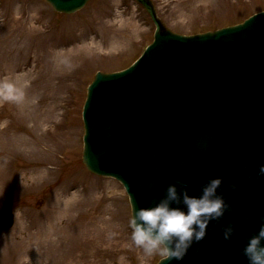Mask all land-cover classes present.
Returning a JSON list of instances; mask_svg holds the SVG:
<instances>
[{"label": "rangeland", "instance_id": "374dc122", "mask_svg": "<svg viewBox=\"0 0 264 264\" xmlns=\"http://www.w3.org/2000/svg\"><path fill=\"white\" fill-rule=\"evenodd\" d=\"M152 1L183 35L264 10V0ZM148 17L133 0H91L72 15L44 0H0V211L15 213L12 229L0 227V264H142L123 186L83 165L81 113L97 71L129 67L152 42Z\"/></svg>", "mask_w": 264, "mask_h": 264}, {"label": "water", "instance_id": "95a60500", "mask_svg": "<svg viewBox=\"0 0 264 264\" xmlns=\"http://www.w3.org/2000/svg\"><path fill=\"white\" fill-rule=\"evenodd\" d=\"M46 1L72 14L89 0ZM137 1L157 26L155 40L130 69L98 73L90 86L84 165L122 181L133 213L153 206L178 179L198 195L210 178L224 177L220 191L231 210L182 261L160 264H247L241 249L264 217V177L255 179L264 164V12L183 36L167 29L150 0ZM0 221L10 228L12 210ZM229 223L236 226L230 241L223 236Z\"/></svg>", "mask_w": 264, "mask_h": 264}, {"label": "clouds", "instance_id": "9594fccd", "mask_svg": "<svg viewBox=\"0 0 264 264\" xmlns=\"http://www.w3.org/2000/svg\"><path fill=\"white\" fill-rule=\"evenodd\" d=\"M34 26V25H30ZM245 176L252 179L245 167ZM264 177V164L258 165L255 179ZM224 177L210 178L198 195L189 192L188 184L178 179L169 184L165 194L150 207L136 208L130 216L131 241L142 250V264L159 254L169 261H182L189 249L203 240L212 221L219 222L232 205L220 191ZM231 187L236 189L237 184ZM257 232L250 236L241 249L247 264H264V217ZM236 232L235 224L223 226L225 240H231ZM125 258H120L124 264Z\"/></svg>", "mask_w": 264, "mask_h": 264}, {"label": "bare ground", "instance_id": "6f19581e", "mask_svg": "<svg viewBox=\"0 0 264 264\" xmlns=\"http://www.w3.org/2000/svg\"><path fill=\"white\" fill-rule=\"evenodd\" d=\"M60 60H62V58L60 56L56 57ZM25 77L24 75L22 76H19L18 78H14L13 80H17L15 83L17 85L18 82H23L24 78ZM54 117V110L52 108L49 109L48 111V115L44 116V117H40L39 119V126L42 127V125H44L46 122L48 121H51V119Z\"/></svg>", "mask_w": 264, "mask_h": 264}]
</instances>
